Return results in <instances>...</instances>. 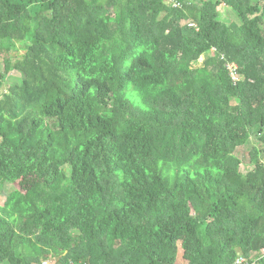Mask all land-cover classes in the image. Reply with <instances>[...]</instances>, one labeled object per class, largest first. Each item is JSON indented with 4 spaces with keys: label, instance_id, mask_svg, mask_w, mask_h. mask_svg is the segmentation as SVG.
Masks as SVG:
<instances>
[{
    "label": "trees",
    "instance_id": "1",
    "mask_svg": "<svg viewBox=\"0 0 264 264\" xmlns=\"http://www.w3.org/2000/svg\"><path fill=\"white\" fill-rule=\"evenodd\" d=\"M239 255L264 264V0H0V264Z\"/></svg>",
    "mask_w": 264,
    "mask_h": 264
},
{
    "label": "rangeland",
    "instance_id": "2",
    "mask_svg": "<svg viewBox=\"0 0 264 264\" xmlns=\"http://www.w3.org/2000/svg\"><path fill=\"white\" fill-rule=\"evenodd\" d=\"M221 13H222L223 18H226V19H230V18L235 17L233 15L234 11L231 8L226 7V6L221 7ZM19 52L23 53L24 51L20 50L18 52H13V53L17 54ZM205 59H206V55H202L199 60H197L193 63V66L202 68L204 63H205ZM10 76L18 79V77L21 76V74L18 71L13 70L10 72ZM234 76H235V74H234ZM9 81H12V80L9 79ZM253 148L254 147H251L250 145L246 146V150H244L246 156L251 157L250 156L251 152H252V155L255 156V151ZM247 168L248 167L246 166V164H242V170L246 171V170H248ZM40 181L41 180L35 174H28V175L22 176L21 178H19L14 183H6L4 186L3 192H2L3 194H1V199L4 196V198L1 200V202L5 199L6 194L10 193L11 191H13L15 189L27 191ZM56 261H57V257L52 256L51 258L46 260L43 264H55ZM177 263L179 264L180 262L178 261ZM3 264H8V263H3Z\"/></svg>",
    "mask_w": 264,
    "mask_h": 264
},
{
    "label": "built area",
    "instance_id": "3",
    "mask_svg": "<svg viewBox=\"0 0 264 264\" xmlns=\"http://www.w3.org/2000/svg\"><path fill=\"white\" fill-rule=\"evenodd\" d=\"M233 76H234V73H233ZM234 78H235V76H234ZM233 264H255V263L252 261V257H247L245 255H239L235 259Z\"/></svg>",
    "mask_w": 264,
    "mask_h": 264
}]
</instances>
